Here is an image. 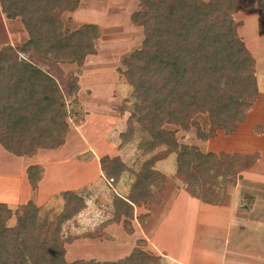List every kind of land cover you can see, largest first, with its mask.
<instances>
[{
	"label": "trees",
	"instance_id": "obj_1",
	"mask_svg": "<svg viewBox=\"0 0 264 264\" xmlns=\"http://www.w3.org/2000/svg\"><path fill=\"white\" fill-rule=\"evenodd\" d=\"M78 0H0L9 20L20 19L28 40L22 46L0 49V145L17 156H31L36 150L56 149L69 131V108L57 80L37 67L31 57H45L55 63L82 64L96 53L100 38L97 25L67 29L62 19L74 11ZM245 0H139L140 9L131 16L144 31L141 49L123 60V74L136 97L134 111L120 134L119 148L131 143L137 130L147 134L148 150L166 147L163 156L151 159L134 174L126 199L115 196L113 221L124 219L132 231L134 205L157 199L153 185L164 180L152 169L156 160L176 154L177 175L190 192L198 195L204 173L216 157L197 146L180 144L178 126L195 127L198 139L208 140L217 131L232 133L244 123L259 95L255 60L237 33L233 15ZM264 34V0H254ZM77 85L71 84L70 93ZM207 115L209 129L197 122ZM101 169L116 182L126 164L119 156H104ZM29 183L38 187L40 166L27 170ZM69 201L82 199L73 191L63 192ZM245 208L244 204H241ZM13 217L16 223L10 224ZM70 216L42 215L33 201L16 211L0 203V264H159L161 258L136 247L127 258L116 262L66 260L63 225Z\"/></svg>",
	"mask_w": 264,
	"mask_h": 264
},
{
	"label": "crops",
	"instance_id": "obj_2",
	"mask_svg": "<svg viewBox=\"0 0 264 264\" xmlns=\"http://www.w3.org/2000/svg\"><path fill=\"white\" fill-rule=\"evenodd\" d=\"M0 13L5 24L11 21L5 17L1 7ZM254 106L255 108L261 106L264 110V92L260 86L259 95ZM252 117L254 116L247 115L244 123L240 124L232 133L217 131L215 137L208 140L199 139L198 144L194 145L203 153H212L216 157L213 165L207 169L202 177L198 195L190 192L182 182L184 188L176 189L174 184L170 182L172 180L159 167V162L175 153H170L156 164L154 163L152 169L160 172L165 177L159 184L164 185L168 182L170 185L171 183L173 192L168 188L166 192L163 190L164 193H161L156 200L134 205V218L128 222L132 231L125 228L123 223L125 217H122L120 221L112 220L114 217V197L119 196L124 199L128 197L135 180V172L133 171H138L134 170L136 169V159H134V165L132 166L120 154L126 147L122 148L117 155L126 164L128 170L123 172L116 182L108 180L104 176L100 160L106 155H101L99 151L92 150L93 153L90 152L91 158L84 161L50 160L44 162L38 159L43 152L37 154L42 149L36 150L31 156L17 157L0 145V151L4 153L1 158L6 160L11 158L14 160V164L18 162L20 164L19 175L25 167L28 170L29 167L36 165V167L40 166L43 169V176L38 187L33 189L29 183L31 194L24 203L33 201L41 209L42 206L47 205V202L54 195L61 192L63 194L66 191H73L82 199H85V207L67 220L66 223L71 222L70 224H73L74 231L72 235L76 237L73 240V246L84 242L85 239L81 236L86 232L89 236L86 238L85 243L88 244V248H93V251L88 252L87 257L84 255L74 257L70 262L81 259L116 262L127 258L136 247H140L143 243L145 244V247H142L144 251L160 257V261L165 257L169 264H264V116H261L260 119H252L254 121L251 120ZM104 125L99 130L96 127L94 130L95 134L99 132V136L104 139L110 133H113L114 137L116 135L120 137L124 130L118 132L117 128L111 127L110 124L105 123ZM124 126L126 128V122ZM108 128L111 130L109 134L106 133ZM90 133L93 135V132L89 131V135ZM62 146L51 150L44 149L45 156L47 158L58 156L57 154ZM105 146L107 144L99 146V149L101 150ZM89 147L87 150L92 149V147ZM108 147L112 149L111 146ZM155 150L146 148V151L149 152ZM94 154L96 157H94ZM147 163H142L140 170L146 167ZM67 165L70 166L71 172L75 173L77 177L70 179L71 185L46 194L44 190L56 183L54 173L48 168L59 169ZM89 169L92 170L89 171ZM126 173L130 174V181L122 184L121 179ZM25 179L27 181L28 176ZM20 185L22 186V184ZM21 186L20 189H22ZM154 187L158 188V186L153 185L152 189L159 194L158 189H154ZM19 188L17 187L15 199H8L9 204H24L22 191ZM85 190L87 193H84ZM220 190L219 198L210 196L213 191L217 193ZM86 194L89 196L87 197ZM183 198L184 200H182ZM180 201L181 203L184 201L186 204L183 206L184 211L183 209L179 210L184 214V217L179 221L180 227L185 228V230H188V234H191L189 247L186 249L192 252L190 255L187 254V257L183 256L186 253L184 254L185 249L182 244L178 245V253H176L173 249L162 246L158 240L159 232L170 226V224H174L173 212H176L179 208L177 205ZM241 204L246 207L242 208ZM150 207L151 209H149ZM154 208L157 210L156 213ZM141 215L144 217L147 215L148 220L145 225L141 224ZM198 227L206 231L207 229L209 231L216 229V232L220 230L224 233L222 236L216 235L214 232L207 235V232H209L207 231L205 235L200 236L199 243L195 240V232ZM197 254L200 255L201 262H199Z\"/></svg>",
	"mask_w": 264,
	"mask_h": 264
},
{
	"label": "rangeland",
	"instance_id": "obj_3",
	"mask_svg": "<svg viewBox=\"0 0 264 264\" xmlns=\"http://www.w3.org/2000/svg\"><path fill=\"white\" fill-rule=\"evenodd\" d=\"M245 2L247 5L245 4V7L238 10L233 15V18L236 23L239 37L255 60L257 82H259V86L264 92V34L260 29L259 11L254 4V0H245ZM139 9V0H78L76 9L72 12H64L62 14V19L66 28L70 30L78 29L84 24L97 25L100 30V38L96 41V53L87 57L84 63L80 65L76 63H55L45 57L30 58L37 67L53 76L58 81L70 111V128L64 146L59 149L58 156L52 158H47L44 149H42L43 151L41 150L37 153L43 152L38 158L39 160L41 159L40 161H84L91 158V153H93L92 150L99 151L101 155L115 157L120 153L122 148L126 147L120 154L124 157L125 161L132 166L134 165V159H136V169L134 170L138 171L133 172L137 173L140 171L142 163H147L154 157L163 156L167 152L166 147H161L155 151H146L150 138L147 134L139 130H137L134 140L122 148H119L121 144L119 136L116 135L114 137L113 133H110L111 130L109 126L106 133L110 134L106 139L101 138L99 132H96V134L94 132L96 128L99 130L100 127L102 128V126H105V123L110 124L111 127H116L118 132L124 129V132L126 129L124 126L125 122H127L128 117L134 111L136 97L134 96L131 84L123 74L124 70H126L123 65V60L143 46V28L135 25L131 18L132 14ZM1 16L0 13V49L9 44L13 46H22L28 40V35L20 19L11 20L10 22L8 21L9 23L5 24ZM72 83L77 85V89L73 94L70 93ZM256 108L253 105L247 114L248 116H254L251 120L260 119L262 118L261 116H264L263 108L261 106ZM196 120L205 131L209 129L207 115L200 114L197 116ZM171 128L177 130L176 138L180 144H198L199 137H197L195 127H192L188 131L182 130L178 126H171ZM89 131L93 132V135H91V133L89 135ZM103 143L107 144V146L100 150L99 146L101 147L104 145ZM82 144L85 146L83 147ZM88 146L92 147V149L87 150ZM108 146H111L112 149ZM3 154L4 153L0 151V203H6L10 209L16 211L20 204H9L8 199L16 196L17 187L19 188L21 186L20 184H22V189L19 188V190L22 191L23 203L29 198L28 196L31 194V188L29 181L25 179V177H27V167L22 169L19 175L20 164L18 162L14 164V160L11 158L7 160L1 158ZM94 157H96L95 154ZM158 161L160 160H156L155 164ZM159 164L162 171L172 180L170 182L174 184L176 189H183V181L176 175V154L169 155L168 158L159 162ZM48 169L54 173L56 183L44 190L46 194L71 185L70 179L77 177L75 173L71 172L69 165L59 169L54 167H49ZM91 170L92 169H89V171ZM213 180L214 178L212 181ZM127 181H130L129 173L123 175L121 183L124 184ZM171 183L170 185L168 182L164 185L157 184L158 188L154 187V189H158L159 193L157 194V192H155L156 197L159 198L161 193H164L163 190L166 192L168 188L172 191L173 186ZM208 189L211 191L210 188ZM84 193H87V191L85 190ZM214 193L216 192L213 191L210 196L219 198L218 195L221 194V190L217 192L216 195H214ZM88 196L89 195H87V197ZM222 196L223 194L221 198ZM182 200H184V198ZM181 201L177 205L179 208L176 212H173L174 224H170V226L163 228L159 232L158 240L162 246L173 249L176 253H178V245L182 244L185 249L184 254L186 253V255L183 256L187 257V254L190 255L192 252L186 249L189 247L191 234H188L189 232L185 230V228L183 229L180 227L179 221L184 217V214L179 210L183 209L184 211L185 208L183 206L186 205L184 201L182 203ZM100 204L102 205V202ZM84 207L85 199L69 201L66 197L64 198L61 192L54 195L51 200L47 202V205L42 206L41 211L44 216L48 215L53 217L57 214H61L63 216L72 217ZM149 209H151V207ZM155 211L157 212L154 208V212ZM147 220V215L146 217L141 215V224L145 225ZM15 223L16 217H13L10 224L14 225ZM70 223H65V226L63 225V235L66 239L64 246L67 252L66 260L68 262L74 257L77 258L83 255L87 257L88 252L93 251V248H88V244L85 243L86 238L89 236L86 232L81 236L84 237V242L80 243V245L77 244L73 246V240L76 237L72 235L74 230L73 224ZM196 230L195 240L200 243L201 235H205L209 230L207 229L206 231L201 227H198ZM215 230L216 229H213L207 232V235L214 232V234L222 236L224 233V231L221 232L217 230L216 232ZM194 244L195 246L197 245L196 242ZM142 247H145V244L142 243L140 248L142 249ZM199 256L200 255L197 254L198 260L201 262ZM159 264H169V262L164 257Z\"/></svg>",
	"mask_w": 264,
	"mask_h": 264
}]
</instances>
